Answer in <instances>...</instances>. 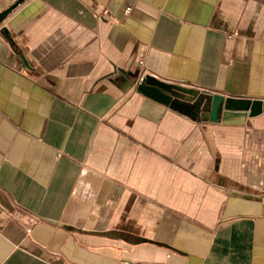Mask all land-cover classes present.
I'll use <instances>...</instances> for the list:
<instances>
[{"label":"crops","instance_id":"0c3cea01","mask_svg":"<svg viewBox=\"0 0 264 264\" xmlns=\"http://www.w3.org/2000/svg\"><path fill=\"white\" fill-rule=\"evenodd\" d=\"M147 74L264 100V0H26L0 24V264H264V113L194 120Z\"/></svg>","mask_w":264,"mask_h":264},{"label":"water","instance_id":"95a60500","mask_svg":"<svg viewBox=\"0 0 264 264\" xmlns=\"http://www.w3.org/2000/svg\"><path fill=\"white\" fill-rule=\"evenodd\" d=\"M26 0H17L5 9H0V24ZM6 31V29L4 30ZM23 57L27 67L29 63ZM136 90L146 97L168 106L194 120L209 119L212 122H230L239 116L246 119L264 113V100L225 96L203 91L195 87L164 81L147 74L136 82Z\"/></svg>","mask_w":264,"mask_h":264},{"label":"built area","instance_id":"2783aa9c","mask_svg":"<svg viewBox=\"0 0 264 264\" xmlns=\"http://www.w3.org/2000/svg\"><path fill=\"white\" fill-rule=\"evenodd\" d=\"M130 10L128 9L127 12ZM143 63V61H142ZM144 78V75L140 78L141 80ZM11 215L22 224L25 228L26 234L30 235L34 229V227L40 224V218L34 214L26 212L24 209L15 208Z\"/></svg>","mask_w":264,"mask_h":264}]
</instances>
